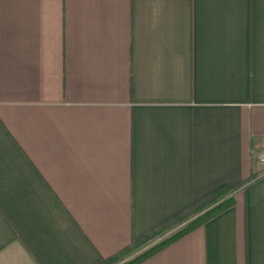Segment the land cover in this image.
<instances>
[{"label":"crops","instance_id":"0c3cea01","mask_svg":"<svg viewBox=\"0 0 264 264\" xmlns=\"http://www.w3.org/2000/svg\"><path fill=\"white\" fill-rule=\"evenodd\" d=\"M220 189L139 264H264V0H0V264H98Z\"/></svg>","mask_w":264,"mask_h":264},{"label":"rangeland","instance_id":"374dc122","mask_svg":"<svg viewBox=\"0 0 264 264\" xmlns=\"http://www.w3.org/2000/svg\"><path fill=\"white\" fill-rule=\"evenodd\" d=\"M228 197L230 196L227 194L226 196H224L223 199H226ZM221 201H222L221 197H215L213 199L208 200L202 206H200L197 211L193 210L190 213L184 214L179 220L172 222L171 224L168 225V227L154 234L149 239L141 243H136L134 245H131L128 250L124 251L119 256H117L118 258H116L115 260L108 262V264H127L129 263L130 261L140 256L147 250L151 249L155 245L163 242L164 240L170 238L171 236L179 232L189 222H191L197 216H200L202 212H206L207 210L214 207Z\"/></svg>","mask_w":264,"mask_h":264},{"label":"trees","instance_id":"16d2710c","mask_svg":"<svg viewBox=\"0 0 264 264\" xmlns=\"http://www.w3.org/2000/svg\"><path fill=\"white\" fill-rule=\"evenodd\" d=\"M227 194H228V190H226V189H220V190L216 191L213 194L212 198H210V199H213L215 197H221L222 201L220 203H218L217 205H215L214 207L210 208L209 210H207L206 212H204L200 216H198L195 219H193L183 229H181L179 232H177L176 234H174L170 238H168V239L164 240L163 242L155 245L154 247H152L151 249L147 250L146 252H144L140 256L136 257L135 259H133L132 261H130L127 264H139L140 262H142L146 258L150 257L151 255L155 254L156 252H158L162 248L166 247L168 244H170L174 240L186 235L190 231H192V230L196 229L197 227L203 225L206 221H208L209 219H211L212 217H214L218 213H220L223 210L231 207L234 204V199L231 196L226 198V199H223L224 196H226ZM158 232H160V231H156V232L152 233V235L150 234V235L144 236L143 238H141V239H139L137 241H134L132 245H134L136 243H141V242L149 239L151 236H153L154 234H156ZM130 246H128L124 250L120 251L118 253V255H116L114 257L101 260L98 264H108V262H111V261L115 260L116 258H118L117 256H119L124 251L128 250Z\"/></svg>","mask_w":264,"mask_h":264}]
</instances>
